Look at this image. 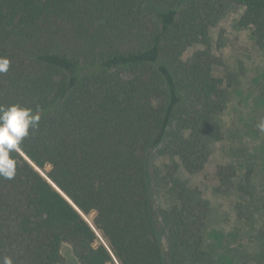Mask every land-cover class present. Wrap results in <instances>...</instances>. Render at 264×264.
<instances>
[{"label": "trees", "instance_id": "1", "mask_svg": "<svg viewBox=\"0 0 264 264\" xmlns=\"http://www.w3.org/2000/svg\"><path fill=\"white\" fill-rule=\"evenodd\" d=\"M234 7L264 48V0H0V109L40 116L0 176V264H63V243L80 264H224L191 179L223 140L210 32ZM217 174L246 228L239 264H264L263 180Z\"/></svg>", "mask_w": 264, "mask_h": 264}, {"label": "rangeland", "instance_id": "2", "mask_svg": "<svg viewBox=\"0 0 264 264\" xmlns=\"http://www.w3.org/2000/svg\"><path fill=\"white\" fill-rule=\"evenodd\" d=\"M241 13L240 8L230 9L210 32L211 44L221 59L215 74L228 92L226 108L220 116L224 136L213 144L204 169L191 179L211 202L206 243L224 264H239L247 233L232 208L236 194L222 193L218 167H234L237 180L245 183L251 179L259 193L263 190L262 180L264 183V48L256 46L251 29L238 26ZM163 162L156 160V166L165 176ZM168 184L161 180L156 187L158 207L165 204ZM260 198L263 204L264 192ZM236 227L241 230L237 232ZM60 253L63 264H80L70 244L63 243Z\"/></svg>", "mask_w": 264, "mask_h": 264}, {"label": "clouds", "instance_id": "3", "mask_svg": "<svg viewBox=\"0 0 264 264\" xmlns=\"http://www.w3.org/2000/svg\"><path fill=\"white\" fill-rule=\"evenodd\" d=\"M8 66L9 61L0 58V72H6ZM39 120L40 116L37 113L19 105L0 109V176L6 179L15 176V161L10 154L29 135V129L38 126ZM2 264H12L11 258L5 257Z\"/></svg>", "mask_w": 264, "mask_h": 264}]
</instances>
